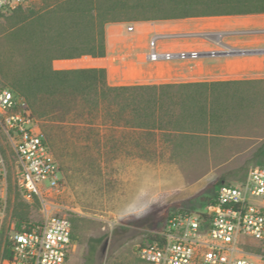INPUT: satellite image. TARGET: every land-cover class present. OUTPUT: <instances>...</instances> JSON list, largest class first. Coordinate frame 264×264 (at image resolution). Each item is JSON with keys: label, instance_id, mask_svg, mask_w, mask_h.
<instances>
[{"label": "trees", "instance_id": "trees-1", "mask_svg": "<svg viewBox=\"0 0 264 264\" xmlns=\"http://www.w3.org/2000/svg\"><path fill=\"white\" fill-rule=\"evenodd\" d=\"M128 6L140 7L145 13L125 16L123 8ZM13 11L10 25L0 30V74L4 78L0 83L25 99L39 125L57 117V124L48 125L53 128L46 131L40 126L39 132L55 159L57 149L61 172L58 160L64 155L93 167H100L105 151L114 159H151L158 139L167 144L176 138L220 133L248 108L247 91L236 86L257 80L109 85L103 67L56 69L52 62L104 56L107 23L262 13L264 0H57L39 12L23 10L19 4L0 12V17ZM258 152L264 155L263 147ZM94 153L98 158L94 159ZM256 162L264 167L262 158ZM221 184L213 185L209 203ZM33 198L38 202L35 194ZM16 216L13 229L29 230L34 221L21 213ZM159 217L153 224L157 230L164 228L170 213ZM4 237L3 232L0 244ZM154 239L155 234H150L147 243ZM6 246L4 255L8 256ZM88 250L91 258L95 247Z\"/></svg>", "mask_w": 264, "mask_h": 264}, {"label": "rangeland", "instance_id": "rangeland-1", "mask_svg": "<svg viewBox=\"0 0 264 264\" xmlns=\"http://www.w3.org/2000/svg\"><path fill=\"white\" fill-rule=\"evenodd\" d=\"M55 1L25 0L20 5L23 10L39 12ZM13 13L0 17V30L10 25ZM123 13L129 17H141L145 11L140 7L128 6L123 8ZM229 19L207 16L184 20L194 23L188 24L186 30L197 31ZM134 22L107 23L105 31L107 26L114 28L119 38L115 45L119 46L122 40L139 39L141 24H135V31H127V26L134 25ZM201 22L206 26H201ZM198 38L168 39L158 43H189L197 42ZM229 39L247 38L226 37L224 42ZM259 45L264 47V42ZM0 47L3 48L1 42ZM214 59L211 56L204 58L207 62ZM82 60L81 56L72 60L70 67L83 66L85 63ZM52 66L57 69V59L53 60ZM123 74L117 64L110 70V77L115 81ZM133 74V71H126V78L121 80H134ZM0 81L4 82L1 74ZM236 87L247 91L248 108L220 133H207L183 140L175 137L174 142L167 144L157 138V151L148 160L128 156L114 159L105 151L98 163L100 167L88 166L90 164H82L72 155H64L58 160L62 168V186L57 191L44 192L43 200L37 196L38 202L33 195L27 198L18 187L16 156L12 143L0 125V153L5 161L0 193L5 189L7 204L3 232H8L10 224L15 225L18 213L30 221H41L47 214H63L70 218L74 233L67 264L136 263L137 247L147 243L150 234L159 231L153 228L159 216L177 212L178 209L203 211L213 195L215 183H238L250 167L257 165V158L264 160V155L258 152L259 148L264 149V78L245 87ZM55 124L57 117L52 121H41L40 125L37 122L38 128L41 126L46 131ZM53 135L55 137V133ZM54 139L57 141V134ZM94 156V159L98 158L95 153ZM92 245L95 251L88 258V249Z\"/></svg>", "mask_w": 264, "mask_h": 264}, {"label": "built area", "instance_id": "built-area-1", "mask_svg": "<svg viewBox=\"0 0 264 264\" xmlns=\"http://www.w3.org/2000/svg\"><path fill=\"white\" fill-rule=\"evenodd\" d=\"M25 0H0L6 12ZM133 25L127 26L131 30ZM209 32H158L152 35L147 59H196L198 49H160V40ZM221 32H214L220 43ZM230 47L228 50H234ZM222 48L210 49L215 55ZM0 125L12 143L17 162L18 187L29 198L62 186L59 165L40 135L37 120L25 99L0 83ZM5 161L0 153V179ZM5 189L0 193V237L6 218ZM0 244V264H67L72 246V222L63 214H47L29 230L9 225ZM6 243L9 253L5 256ZM254 248H250L252 246ZM111 264V263H104ZM115 264V263H114ZM134 264H264V167L253 166L238 183H222L203 211L170 214L155 239L136 250Z\"/></svg>", "mask_w": 264, "mask_h": 264}, {"label": "crops", "instance_id": "crops-1", "mask_svg": "<svg viewBox=\"0 0 264 264\" xmlns=\"http://www.w3.org/2000/svg\"><path fill=\"white\" fill-rule=\"evenodd\" d=\"M224 17L231 19L225 20L221 24L213 25L211 28H202L197 31L186 30L188 24L192 25L194 23L189 20H184L185 18L135 21L133 28L131 30L127 29V31L133 32L136 29L135 24H141L139 29V39L122 40L120 41L121 44H119V46L115 45V41H119V38L116 37L114 28L107 26L105 31L106 52L104 56L93 57L90 55H83L81 56L83 57L82 62L85 64L78 67H70L72 60L77 59L78 57L70 59H57V69L103 67L106 70L107 83L109 85L226 80L258 81V79H263L264 47H261L259 44L264 42V12L243 15H227ZM113 24L109 26H112ZM200 24H202L201 26H206L204 25L206 23L201 22ZM107 31L110 32V35ZM200 31L209 32V34L189 36L199 37L197 42H157L160 49H198L203 52L198 58L188 59L186 61L170 60L156 62L147 59L149 43L151 42L150 40L152 35L155 33H189ZM217 31L222 33L220 43H217V38L214 35V32ZM241 36L247 39H229L227 42H224V38L226 37ZM189 37L185 36L170 39L179 40L181 38ZM218 47L223 50L215 55L208 54V50L216 49ZM230 47L235 49L228 50ZM207 56H211L215 59L211 62H207L204 60ZM115 64H117L118 69H121L124 73L123 75L117 77V81L112 80L110 77V70ZM126 71L134 72L132 75L134 80H121L122 78H126Z\"/></svg>", "mask_w": 264, "mask_h": 264}]
</instances>
